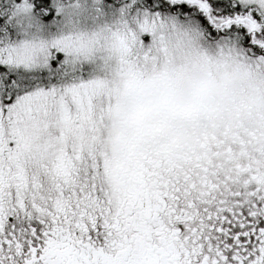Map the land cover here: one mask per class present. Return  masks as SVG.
Segmentation results:
<instances>
[{"label": "snow or ice", "instance_id": "snow-or-ice-1", "mask_svg": "<svg viewBox=\"0 0 264 264\" xmlns=\"http://www.w3.org/2000/svg\"><path fill=\"white\" fill-rule=\"evenodd\" d=\"M0 264H264V0H0Z\"/></svg>", "mask_w": 264, "mask_h": 264}]
</instances>
